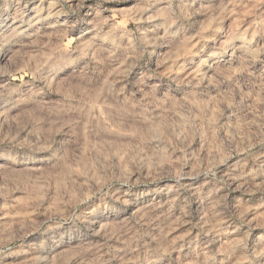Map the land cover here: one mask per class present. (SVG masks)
I'll list each match as a JSON object with an SVG mask.
<instances>
[{
  "label": "rangeland",
  "instance_id": "rangeland-1",
  "mask_svg": "<svg viewBox=\"0 0 264 264\" xmlns=\"http://www.w3.org/2000/svg\"><path fill=\"white\" fill-rule=\"evenodd\" d=\"M0 264H264V0H0Z\"/></svg>",
  "mask_w": 264,
  "mask_h": 264
},
{
  "label": "bare ground",
  "instance_id": "bare-ground-1",
  "mask_svg": "<svg viewBox=\"0 0 264 264\" xmlns=\"http://www.w3.org/2000/svg\"><path fill=\"white\" fill-rule=\"evenodd\" d=\"M2 47H3V46L0 47V52L2 51Z\"/></svg>",
  "mask_w": 264,
  "mask_h": 264
}]
</instances>
